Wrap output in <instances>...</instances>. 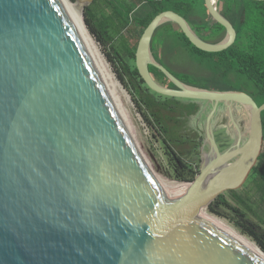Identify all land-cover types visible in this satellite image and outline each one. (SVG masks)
Returning a JSON list of instances; mask_svg holds the SVG:
<instances>
[{
  "label": "water",
  "instance_id": "obj_1",
  "mask_svg": "<svg viewBox=\"0 0 264 264\" xmlns=\"http://www.w3.org/2000/svg\"><path fill=\"white\" fill-rule=\"evenodd\" d=\"M205 1L224 40L205 42L181 16L164 11L135 52L149 90L211 104L209 149L201 147L199 172L178 196L166 188L157 158L64 0H0V264H264L263 255L205 214L248 181L263 149L264 104L244 92L187 85L151 52L165 23L201 51L232 46L233 26L214 0ZM150 66L175 88L159 84ZM220 104L237 137L223 151L213 129ZM233 104L247 115L243 144Z\"/></svg>",
  "mask_w": 264,
  "mask_h": 264
},
{
  "label": "trees",
  "instance_id": "obj_2",
  "mask_svg": "<svg viewBox=\"0 0 264 264\" xmlns=\"http://www.w3.org/2000/svg\"><path fill=\"white\" fill-rule=\"evenodd\" d=\"M143 1L145 0H138L133 4L121 0V5H116V0H104L105 6L110 8L111 14L108 16L104 14L98 19L88 11L85 19L90 33L101 42H108L111 39L109 31L120 36L123 33H129L131 30L135 32L137 38L133 45L122 39L123 49L128 55L123 68L131 86L138 95L142 89L141 85L145 86L135 67L138 40L156 15L169 10L167 6L159 5L158 0H147L149 5L137 9V6ZM226 1L228 3L227 13H229V18L236 30V40L228 49L218 53L201 51L194 47L182 33L175 34L172 32L170 23L158 27L154 38L159 40V44L164 43L166 39H169L170 42H181L182 45L179 46L182 50L202 68V71L206 72L207 76L204 77L203 84L200 86L189 83V80L184 81L185 84L203 89H212L219 85L220 91L244 92L258 106H261L264 104V1ZM218 27L222 28L219 24ZM216 36H219L217 42H221L224 34ZM206 38L205 41L216 43L208 40L210 38L208 35ZM149 71L155 80L158 77L166 79L162 72L153 66L149 67ZM167 83L169 88H175L168 80ZM145 89L148 90L146 86ZM148 100L149 98L143 102L151 111L150 116L163 135L165 128H163L159 116L162 104L155 100L148 103ZM141 115L151 125L148 115L143 111H141ZM261 120L264 139V111L261 114ZM163 146L165 156L170 162L174 161L173 158L180 160L173 145L163 141ZM182 165L185 167L183 162ZM185 168L176 167V173L172 174L171 177L180 182L193 181L196 172ZM244 190L245 192L242 194L238 191H230L220 195L207 206L206 210L210 214L225 219L242 235L251 238L259 248L256 247L264 253V143L262 153Z\"/></svg>",
  "mask_w": 264,
  "mask_h": 264
},
{
  "label": "rangeland",
  "instance_id": "obj_3",
  "mask_svg": "<svg viewBox=\"0 0 264 264\" xmlns=\"http://www.w3.org/2000/svg\"><path fill=\"white\" fill-rule=\"evenodd\" d=\"M104 1V0H103ZM102 0H92L91 2L80 5L78 3V0H69L70 3L75 5L78 10H80L82 19L84 21V24L86 26V30L90 37L92 38L94 45L98 51V54L100 56V59L102 61V64L109 75L110 80L115 83L116 90L120 97L122 98V101L124 102L125 106L127 107L128 111L130 112L131 116L133 117L135 123L137 124L138 128L140 129L141 133L143 134L145 140L147 141L148 145L150 146L151 150L153 151L155 157L157 158L162 171L164 173V178L166 181L171 183H177V184H187L189 182H180L175 180L171 177V174L169 172V159L165 156L164 149H163V138L164 134H161V131H159L158 127L154 124V120L152 119L151 111H149L147 105L143 101H147V98H149L148 103H150L152 100H155L159 103H166L170 105L178 106V108H185V106L190 107L191 105H204V102L200 101H194V100H187V99H179V98H171L163 95H159L157 93H154L151 90H146L145 86L141 85L142 89L140 91V95L133 89L131 86L129 79L127 78V75L124 71V62L128 59L127 53L124 51L122 46V39H124L128 44H134L136 40V34L134 31H129V33H123L122 36L115 34L113 31H109V35L111 39L108 42H101L97 40L96 37H94L86 23V13L89 11L93 15H95L98 19L101 18L102 15H110L111 10L109 7L105 6L104 2ZM157 41L156 37L153 40V43ZM153 47H156V51L158 55L164 58L165 62L163 65L167 69L174 70V75L181 81L189 80V83L193 85L200 86L203 84L204 76H207L206 72L202 71V68L199 67L197 64H195L187 55V53L184 50H177V53L173 55H165L166 49L165 45H153ZM172 47L173 45H167V48ZM170 49L169 51H172L174 49ZM166 56V57H165ZM167 58V59H166ZM105 63V64H104ZM170 67V68H169ZM180 72V73H177ZM181 73H189V75L185 76ZM190 73L192 75H190ZM159 84L163 86H169L167 83V80L165 78L158 77L156 80ZM191 86V85H190ZM195 87V86H194ZM199 88V87H198ZM219 85L214 86L212 89L214 90H220ZM135 98V99H134ZM140 104L141 110H140ZM207 108V106H206ZM243 110V109H242ZM141 111L146 113L148 115L149 120L151 121V125L148 124L143 116L141 115ZM207 111V110H206ZM244 111V110H243ZM241 113V112H240ZM242 114V113H241ZM244 121V127L246 129V118L247 115L244 112V116L242 114L241 117ZM182 124V127L179 129L184 132L185 135H189L190 132H192V129H196L193 127V122H187L186 118H184V121L179 120ZM205 121V116L202 118V123ZM193 125V126H192ZM227 126V125H226ZM176 132V131H175ZM214 132L216 136H218L219 140L222 142L221 148L223 150L227 149L232 145L233 137H232V128L228 125L226 128L221 127L218 125V122L215 124ZM172 144V143H171ZM175 152L177 155L180 156V158L185 162L193 161L194 158L191 156V152H189V146H176L175 144H172ZM247 184V182H246ZM245 184V185H246ZM245 185L237 190L239 193H244V187ZM230 200V198L228 197ZM208 215L218 219L225 225H228L230 228L237 231L239 234L242 235V233L236 229L232 224H230L225 219L219 218L213 214H210L205 211ZM249 241L253 242L255 245L256 243L249 237L242 235ZM257 246V245H256ZM258 247V246H257ZM256 247V248H257ZM259 248V247H258ZM257 248V249H258ZM259 250V249H258ZM262 252V251H261Z\"/></svg>",
  "mask_w": 264,
  "mask_h": 264
},
{
  "label": "flooded vegetation",
  "instance_id": "obj_4",
  "mask_svg": "<svg viewBox=\"0 0 264 264\" xmlns=\"http://www.w3.org/2000/svg\"><path fill=\"white\" fill-rule=\"evenodd\" d=\"M124 1L134 4L138 0H124ZM145 1L139 4L137 6V9L142 6L149 5V2L147 0ZM158 3L161 6H167L169 10H166V11H172L178 14L179 16H181L190 26L192 31L195 34H197L199 38L202 39L203 41L207 39L206 35H208L210 37L208 40L219 43V41L217 42L219 36H216L218 34H224L223 38L220 41L224 40L226 36V30L224 27L222 28L218 27V23L213 19V17L208 12L205 0H158ZM116 5H121V0H116ZM213 5L216 11L223 18L229 21L230 24L234 28V25L229 18V13H227L228 11L227 1L226 0H214ZM170 24H171L170 29L172 30V32H174L175 34H179V32L182 33L181 29L176 24L174 23H170ZM154 36H155V32L151 40V52H152L154 59L161 65H163L165 60L163 57L158 55L156 51V47H153V45H165V49H166L165 55L167 54V55L174 56L177 53V50H182L181 46H179V45H182L180 44L181 42L175 43V42H170L169 39H166L165 42L162 44H159V40L153 43ZM205 42H208V41H205ZM208 43H212V42H208ZM167 45H175V46H173V48L172 47L167 48ZM171 48L174 50L168 52V50H170ZM167 70L174 77H176L174 75L176 71L174 72V70H172L171 68ZM177 73H180V72H177ZM181 74L185 76L189 75V73H181ZM190 75L192 74L190 73ZM203 77H206V76L203 75ZM231 109H232V115H233L234 121L238 125L243 135L242 140H241V143L243 144L247 136L246 129L244 127V121L241 118L242 114L244 116V111L242 110L241 107H239L236 104H233L231 106ZM210 110H211V104L208 102H204V105H200V106L197 105L196 107L195 105H191L190 107L185 106V108H178V106L170 105L166 103H163L160 106L159 116H160L163 128H165V131H164L165 138L163 139V141H166V143L169 145L175 144L178 147L179 146H189L190 147L189 152H191V156L192 158H194V160L190 162H185L181 158L180 160L177 158H173L174 160L173 162H170L168 160L169 168H170L169 172L171 175L176 173L175 171L176 167H179V168L186 167L185 168L186 170H193L194 172H196V175L198 174L199 169H200V161H201L200 160V149L203 145H205L204 147L205 152H207L209 149L208 142L205 141V121L203 122V124L201 123H202L203 116H205V120H206V116ZM184 118H186L187 122H190V121L193 122L194 126L193 125L192 126L196 128V129H192V132H190L189 135H185L183 131L179 130L182 127V124L179 120L184 121ZM217 122H218V125H220L221 127L226 128L229 125L232 128V131H233L232 144H233L237 138L236 132L230 121L227 108L223 104H220L217 108V112L213 119V129L215 128V124ZM214 137H215V142L219 150L223 151V149L221 148L222 142L219 140L218 136H216L215 132H214ZM182 162L183 164H185V167L182 165Z\"/></svg>",
  "mask_w": 264,
  "mask_h": 264
},
{
  "label": "bare ground",
  "instance_id": "obj_5",
  "mask_svg": "<svg viewBox=\"0 0 264 264\" xmlns=\"http://www.w3.org/2000/svg\"><path fill=\"white\" fill-rule=\"evenodd\" d=\"M64 2L67 5L68 9L70 10V12H71L72 16L74 17L75 21L77 22L78 26L80 27V29H81L82 33L84 34L85 38L87 39L88 43L90 44V46H91L92 50L94 51L95 55L97 56L98 60L100 61L102 67L104 68V66L102 64V61L100 59V56L98 54V51H97V49H96V47L94 45V42H93L92 38L90 37V35L88 34V32L86 30V26H85L84 21L82 19V15H81L80 10H78V8L75 5H73L72 3H70L69 0H64ZM104 70H105V68H104ZM105 72H106V70H105ZM108 77H109V75H108ZM112 84L114 85V87L116 89L115 83L112 82ZM165 185H166V188H168L169 190H171L172 192H174L178 196L182 195L183 192L185 191V189H187V187H188L187 184L171 183V182H168L166 180H165ZM205 214L208 215L207 213H205ZM208 216L210 218H212L214 221H216L217 223H219L221 226H223L224 228H226L232 234H234L235 236H237L243 242H245L246 244H248L254 250H256L257 252H259L261 255L264 256V253L261 252L260 250H258L256 248V245L253 242L249 241L248 239H246L245 237H243L241 234H239L237 231H235L234 229L230 228L228 225H225L224 223H222L218 219H216V218H214V217H212L210 215H208Z\"/></svg>",
  "mask_w": 264,
  "mask_h": 264
}]
</instances>
